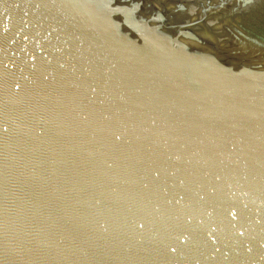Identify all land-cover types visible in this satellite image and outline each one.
<instances>
[{"label":"water","instance_id":"water-1","mask_svg":"<svg viewBox=\"0 0 264 264\" xmlns=\"http://www.w3.org/2000/svg\"><path fill=\"white\" fill-rule=\"evenodd\" d=\"M0 264H264V0H0Z\"/></svg>","mask_w":264,"mask_h":264}]
</instances>
